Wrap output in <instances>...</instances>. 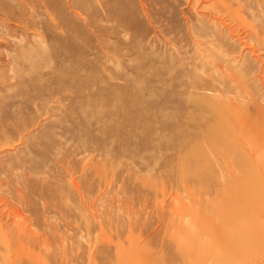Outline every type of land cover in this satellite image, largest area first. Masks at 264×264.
Listing matches in <instances>:
<instances>
[{
  "label": "rangeland",
  "instance_id": "374dc122",
  "mask_svg": "<svg viewBox=\"0 0 264 264\" xmlns=\"http://www.w3.org/2000/svg\"><path fill=\"white\" fill-rule=\"evenodd\" d=\"M4 233L28 264H264V0H0Z\"/></svg>",
  "mask_w": 264,
  "mask_h": 264
},
{
  "label": "bare ground",
  "instance_id": "6f19581e",
  "mask_svg": "<svg viewBox=\"0 0 264 264\" xmlns=\"http://www.w3.org/2000/svg\"><path fill=\"white\" fill-rule=\"evenodd\" d=\"M25 230H26V225L21 229V233H24L25 232ZM4 234H6V233H4ZM7 235V237L6 238H1L0 237V257H1V255H2V251H3V246L5 245V244H7V243H9L10 242V236L8 235V234H6ZM37 236H38V233L36 234ZM17 238H22V237H20V236H17ZM16 238V239H17ZM10 244V249H12V251L10 250V254L12 255V257L11 258H14V257H17V261H16V263H18V261L20 260V264H28L27 263V261L30 259V257H27V256H22L21 255V250L20 249H18V247L17 246H15L14 245V242L12 241V242H10L9 243ZM45 246H46V244L45 243H43V242H41V244L40 245H38V244H32V246H30V245H28V247H26V250H28L29 252H31V249L32 250H34V251H36L39 255H41V254H43L44 256H45ZM32 253V252H31ZM52 259V258H51ZM16 260V259H15ZM32 260V259H31ZM11 261V260H10ZM51 261V260H50ZM12 263H14V261H11ZM48 262H49V260H48ZM2 263V259H0V264Z\"/></svg>",
  "mask_w": 264,
  "mask_h": 264
}]
</instances>
